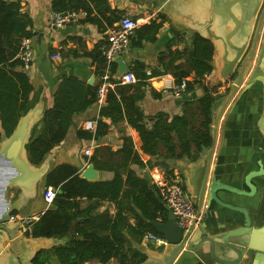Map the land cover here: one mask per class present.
<instances>
[{"label": "crops", "instance_id": "obj_1", "mask_svg": "<svg viewBox=\"0 0 264 264\" xmlns=\"http://www.w3.org/2000/svg\"><path fill=\"white\" fill-rule=\"evenodd\" d=\"M6 1L20 2L21 11L33 20L31 27L33 34L44 33L47 46L53 51L49 54V59L53 54L59 55L57 60H50V72L48 76H44L36 64V37H31L34 40L35 63L28 68L24 64L17 68L29 76L33 85L27 108L21 115V118L29 116V125H32L29 129L27 150L30 142L41 132L44 113L53 106L54 94L65 77L74 76L87 84L94 79L89 85L99 86L104 70V61L100 66V60L103 57L102 48L106 44L107 29L124 16L139 20V27L148 25L152 21H163V27L157 34L155 42L143 40L139 46L130 45L129 51L122 55L121 58L125 60L128 68L133 61L138 60L146 64L150 73L155 67L159 68L160 53L164 52L169 44L172 43L173 50L190 49L193 36L200 34L216 44L211 60L215 69L205 77L202 84H197L192 92L186 91L181 95L174 92L175 81L171 74L149 79L148 85L142 90L144 97L138 101L145 122L151 127L154 116L160 112L169 114L171 118L182 115L187 102L191 104L188 112L197 114L198 100L211 93L215 100L211 109L210 132L212 142L215 140V144L210 159V180L215 177L224 184L249 191L245 177L250 172L264 167V133L258 125L264 115V100L263 97H257L252 91L246 90V81L228 99L230 88L224 89V83L221 81L224 75L223 59L226 55L219 39L224 38L233 27V21L227 11V4L231 0H82L81 7L87 8L90 11L87 10L89 19L95 20L81 19L57 29L49 28V17L54 11L53 0ZM263 7L264 0H241L232 7L231 10L240 19L239 34L247 33L251 36L255 33ZM238 40V36L233 39L234 43ZM263 43L264 21L255 62ZM183 61L182 59L178 63ZM193 77L194 73L188 79ZM101 107L95 103L86 111L75 114L64 141L47 154L40 165L35 166L30 162L34 168L42 166L45 168V173L39 181L31 182L21 188L9 187L8 199L10 203H14V211L11 215L37 216L39 219L47 210L44 192L47 189L45 182L48 173L58 165L66 164L78 169L82 177L83 171L91 164L99 177L89 181L110 182L114 180L115 175H120L121 196L116 201L82 198L79 200V209L83 210L92 205L93 215L106 213L111 221L114 222L116 219L121 225V234L131 241L132 247L146 255L147 258L142 264H220L211 256L209 244L193 249L196 246L188 241L174 256L175 249L167 243L164 236H159L161 239L159 242L146 240V235L152 232L144 233L142 223V221L146 222V216L141 205L145 204L147 193H155V195L157 193L159 201L163 203L154 178L172 179L179 176L187 192L194 193L193 188L190 187L192 177L189 175L201 169V163L208 157L212 142L209 147H203L201 150L192 145L189 154L175 158L168 156L167 149L160 145L158 148L160 156L157 158L144 151L141 135L128 122L125 112L118 121L104 119L108 130L99 138L86 140L79 137V131L85 130L83 126L86 121L98 120ZM6 137V134H3L2 140ZM90 146L93 152L91 157H88L84 151ZM27 158L29 159V153ZM161 162H164L165 166ZM252 182L255 185L253 196L239 195L226 190L219 191V196L224 201L249 211L252 226L261 228L264 226V175L256 177ZM207 198L208 193L203 206L199 209L201 219L195 227V232L199 231L200 226L207 224L209 226L207 235H219V233L222 235L243 225L242 214L215 204L208 209ZM163 205L166 209V205L164 203ZM166 221H163L161 216L157 221L149 220L151 225L152 222ZM11 227L17 226L13 224ZM141 233H144V237L142 241H138ZM71 236L72 233L64 238H35L24 234L20 229L19 235H5V243L0 244V264H37L35 258L39 254L51 253L55 246L66 244ZM231 241L240 240L233 238ZM245 250L242 248L245 254L241 260H236L235 254H232L230 260L236 261L237 264H264L263 252ZM44 264H59V262L57 257L51 255L49 261ZM87 264H119V262L113 258L108 263L91 260Z\"/></svg>", "mask_w": 264, "mask_h": 264}, {"label": "trees", "instance_id": "obj_2", "mask_svg": "<svg viewBox=\"0 0 264 264\" xmlns=\"http://www.w3.org/2000/svg\"><path fill=\"white\" fill-rule=\"evenodd\" d=\"M69 1L53 0V10L63 12L85 8L81 7L82 0H74V3ZM21 7L20 2L0 0V143L3 134L9 136L15 130L33 91L29 76L17 69L22 65L17 58L22 40L34 37L31 30L33 20L21 11ZM162 27L163 21H152L139 27L131 37V47L141 45L143 40L155 42ZM48 52L52 54V48H48ZM213 55V43L195 34L190 49L173 50L172 43L169 44L160 53L159 68L155 67L150 73L144 62L133 61L129 69L136 77V83L121 84L113 79L115 88L109 91L100 109L96 132L80 130L79 137L86 140L99 138L108 130L104 119L118 121L125 112L128 122L141 135L144 151L157 158L160 156V145L167 149L168 156L172 158L189 154L192 145L198 150L209 147L212 142L211 109L215 100L211 93L198 100L197 114L188 112L191 104L187 102L184 114L171 118L169 114L160 112L152 118L154 123L151 127L145 122L138 101L144 97L142 90L148 85V80L165 74L173 76L175 85L186 80V91L192 92L197 84H202L205 77L212 73ZM182 59L184 61L178 63ZM103 61L102 57L100 66ZM113 73H118L117 63L113 66ZM192 73L194 77L189 80ZM97 89V85H89L74 76L65 77L60 82L54 94L53 106L44 113L42 130L28 146L29 159L33 165H40L45 156L64 141L75 114L86 111L97 102ZM45 184L46 188L53 187L57 196L53 205L32 224V231L28 234L35 238H64L71 233L72 236L66 244L55 246L51 253L39 254L35 258L37 264L49 261L51 255L57 257L59 264H87L91 260L108 263L113 258L119 264L145 262L146 255L132 247L131 241L121 234V225L116 219L111 221L106 213L93 215L92 205L79 209V200L82 198L118 200L122 192L120 175H115L110 182H92L80 177L78 169L73 166L61 164L48 173ZM141 207L146 216V222L142 221L144 233L162 236L149 222L157 221L159 216L166 221L167 211L157 193H147L146 202ZM144 233L139 235L138 241H142Z\"/></svg>", "mask_w": 264, "mask_h": 264}, {"label": "water", "instance_id": "obj_3", "mask_svg": "<svg viewBox=\"0 0 264 264\" xmlns=\"http://www.w3.org/2000/svg\"><path fill=\"white\" fill-rule=\"evenodd\" d=\"M240 1L241 0H231L227 4L228 15L233 21V27L224 38L220 37L219 39L226 55L223 59L224 75L222 76L221 81L224 83V89L227 87L230 88L228 99L246 81V90L252 91L257 97H263L264 100V43L262 44L259 57L255 62L262 24L264 21V7L260 13L255 33L251 36L247 33L245 35L239 34L241 26L240 19L231 9ZM33 35L36 37L37 43L36 64L41 69L44 76H48L51 69V63L49 59L47 41L44 38V33L42 32H35ZM235 36H238L239 40L234 43L233 39ZM214 44L215 43H213L215 52L216 44ZM117 64L120 74L129 70L128 65L125 63L123 58L120 57L117 59ZM214 69L215 65H213V70ZM93 81L94 79H91L89 84H92ZM29 121V116L21 118L13 133L7 136L4 140H1L0 143V244L5 243V235L15 236L20 233L19 223L9 220L11 212L14 211V203H10L8 199L9 187H24L29 185L31 182L39 181L45 173L44 166L34 168L27 158L28 150L26 145L28 144L29 139V129L32 126L29 125ZM258 125L264 133V115L262 119L259 120ZM214 144L215 140L212 142L208 157L201 163V169L196 171V173L194 172L191 174L192 176L189 175V177H192L190 187L194 190V193H189L190 197L198 208L197 211L200 215L199 209L203 206L206 193H208V209L215 204L240 213L244 216L243 225L225 234L221 235V233H219V235L212 234L211 236L207 235L209 234V226L207 224L200 226L198 229L199 231L197 230L198 232H195V225H192L188 230H184L179 225L172 210L168 206H166L168 211V220L162 223L152 222V225L162 236L165 237L167 243L174 247V256L184 247L186 242L189 241L190 243H193V246H196L193 249H198L204 244H209L211 256L217 263L237 264L236 261L230 260V257L232 254H235L237 256L236 260H241L245 254H243L242 248L248 251H259L264 253V226L261 228H254L252 226L249 211L243 207L224 201L219 196V191L226 190L239 195L253 196L255 194V185L252 180L256 177L264 175V167H261L258 171L250 172L245 177V182L249 191L240 190L234 186L224 184L215 177L210 180L209 168ZM81 176L87 180H96L99 177L94 166L91 164L83 171ZM13 224L17 227H11ZM233 238L240 241H235V243L234 241H231ZM159 255L162 256L161 254Z\"/></svg>", "mask_w": 264, "mask_h": 264}, {"label": "built area", "instance_id": "obj_4", "mask_svg": "<svg viewBox=\"0 0 264 264\" xmlns=\"http://www.w3.org/2000/svg\"><path fill=\"white\" fill-rule=\"evenodd\" d=\"M89 12L86 9H70L63 12L53 11L49 17V28L57 29L65 27L69 24L86 19ZM139 27V20L124 16L119 21L115 22L106 32V44L102 48V56L104 59V70L101 75V82L97 89V104L104 105L107 95L111 89L114 88L117 79L121 84H133L137 79L134 74L127 71L123 74L113 73V66L117 63V59L122 57L124 53L129 51L130 40L134 32ZM17 58L28 68L31 64L35 63V48L34 40L31 37H26L21 42ZM59 55L53 54L50 56L51 61H55ZM170 88L172 86L168 85ZM176 94L181 95L186 92V80H183L180 85L173 87ZM97 121L89 120L84 123V129L90 132H95ZM93 152L92 147L85 149L86 156L91 157ZM159 187L160 199L168 206L179 225L188 230L192 225L200 222L201 214H198L197 207L193 203L189 193L185 189L182 179L176 176L172 179L154 178ZM57 196V191L53 187H48L44 192V201L47 209L50 208ZM10 221L18 222L21 231L28 234L32 231V224L38 220L37 216H18L10 215ZM146 240L159 242L161 239L158 235L150 233L146 235ZM216 264V263H215Z\"/></svg>", "mask_w": 264, "mask_h": 264}]
</instances>
